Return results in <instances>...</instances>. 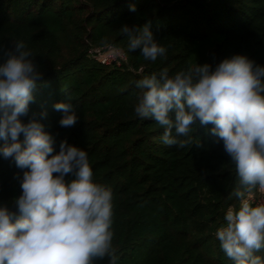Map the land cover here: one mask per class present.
Here are the masks:
<instances>
[{
  "label": "trees",
  "instance_id": "trees-1",
  "mask_svg": "<svg viewBox=\"0 0 264 264\" xmlns=\"http://www.w3.org/2000/svg\"><path fill=\"white\" fill-rule=\"evenodd\" d=\"M149 21L167 49L156 61L129 51L121 31ZM16 40L42 73L21 119L36 113L56 152L62 140L87 152L93 181L113 194L117 264H233L215 235L227 209L239 204L229 198L237 177L223 141L197 121L180 137L190 139L185 147L164 145V129L135 113V85L165 68H215L237 54L264 66V0H0V49ZM105 45L121 48L125 59L102 64L90 56V48ZM66 97L78 117L70 128L60 126L64 114L54 109ZM25 170L0 155V205L15 210Z\"/></svg>",
  "mask_w": 264,
  "mask_h": 264
},
{
  "label": "clouds",
  "instance_id": "clouds-1",
  "mask_svg": "<svg viewBox=\"0 0 264 264\" xmlns=\"http://www.w3.org/2000/svg\"><path fill=\"white\" fill-rule=\"evenodd\" d=\"M121 31L129 51L139 49L145 60L156 61L167 52L154 38L150 21ZM0 52L6 56L0 63V155L26 169L15 210L0 205V264H94L105 258L117 264L111 189L93 181L86 151L62 140L56 152L54 137L36 113L27 122L21 119L29 115L42 73L24 41ZM135 86V113L164 129V145L185 147L190 139L180 137H189L197 121L211 125L210 133L223 141L237 177L229 198L239 204L227 209L215 235L233 264H264L257 254L264 251V203L254 204L248 196L264 190V66L237 54L215 68L197 63L175 74L165 68ZM54 109L64 114L61 127L75 126L78 117L68 97Z\"/></svg>",
  "mask_w": 264,
  "mask_h": 264
},
{
  "label": "built area",
  "instance_id": "built-area-1",
  "mask_svg": "<svg viewBox=\"0 0 264 264\" xmlns=\"http://www.w3.org/2000/svg\"><path fill=\"white\" fill-rule=\"evenodd\" d=\"M89 53L90 56L102 64L115 63L119 65L125 59V54L122 49L112 45L90 48Z\"/></svg>",
  "mask_w": 264,
  "mask_h": 264
},
{
  "label": "rangeland",
  "instance_id": "rangeland-1",
  "mask_svg": "<svg viewBox=\"0 0 264 264\" xmlns=\"http://www.w3.org/2000/svg\"><path fill=\"white\" fill-rule=\"evenodd\" d=\"M249 198L255 203H264V190L256 189L248 194Z\"/></svg>",
  "mask_w": 264,
  "mask_h": 264
}]
</instances>
